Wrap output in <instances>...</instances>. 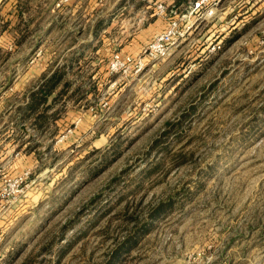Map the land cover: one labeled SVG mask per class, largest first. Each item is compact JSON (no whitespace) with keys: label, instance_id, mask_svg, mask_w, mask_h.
I'll list each match as a JSON object with an SVG mask.
<instances>
[{"label":"rangeland","instance_id":"374dc122","mask_svg":"<svg viewBox=\"0 0 264 264\" xmlns=\"http://www.w3.org/2000/svg\"><path fill=\"white\" fill-rule=\"evenodd\" d=\"M113 1L4 10L0 264H264V0H219L129 72L113 48L153 5ZM58 69L44 124L20 118Z\"/></svg>","mask_w":264,"mask_h":264},{"label":"built area","instance_id":"2783aa9c","mask_svg":"<svg viewBox=\"0 0 264 264\" xmlns=\"http://www.w3.org/2000/svg\"><path fill=\"white\" fill-rule=\"evenodd\" d=\"M67 1V0H62ZM219 0H195L192 2L191 8L183 13H179L176 9H167L163 2H159L155 6V13L168 15L165 27L154 37L148 41L140 50L139 55L134 57L130 54L115 52L109 60L110 71L129 72L139 70L143 66V60H158L166 57L177 39L183 36L189 29L190 25L184 28L180 27L181 20L189 21L190 18L195 20L210 17L213 9Z\"/></svg>","mask_w":264,"mask_h":264},{"label":"crops","instance_id":"0c3cea01","mask_svg":"<svg viewBox=\"0 0 264 264\" xmlns=\"http://www.w3.org/2000/svg\"><path fill=\"white\" fill-rule=\"evenodd\" d=\"M31 2V0H0V23H3L5 22L7 19L5 18V14H4V10H7V11H11V14L13 17H15L17 15V12H16V8L18 5H21L23 2ZM61 3L62 2H65V1H62V0H59ZM131 1L133 0H114L113 1V6L116 7V6H120V5H123L124 4H130ZM146 2V6H152L153 8V12H154V17L149 21L147 22L146 26L143 27V28H139L136 30V33L135 35L130 38V39H125L124 42H122L119 46V48L117 47H114L113 49H120L121 52L123 53H126V54H130L134 57H136L140 50H141V47L143 46V44H145L148 40H150L152 37H154V35L158 32H160L166 25L167 23V16L165 15H161V14H156L155 13V6L157 3L159 2H167L165 4H171L173 1L175 0H140L139 2ZM192 0H179L177 3H175L176 7L178 6L179 10L183 11L184 9H186L190 2ZM72 2V1H71ZM50 4V3H49ZM149 10V13H150V9ZM16 12V13H15ZM11 16V15H10ZM203 19H199L197 22H191L190 21H182L181 23L184 24L185 26L187 25H190L189 29H188V34L197 26V24H199ZM5 32H6V29H2L0 31V38H4L5 37ZM142 34H143V37H142ZM145 38V39H143ZM78 49V48H77ZM112 49V50H113ZM111 55V52L109 53Z\"/></svg>","mask_w":264,"mask_h":264},{"label":"trees","instance_id":"16d2710c","mask_svg":"<svg viewBox=\"0 0 264 264\" xmlns=\"http://www.w3.org/2000/svg\"><path fill=\"white\" fill-rule=\"evenodd\" d=\"M23 4H25V3H23ZM17 8H18V11H19V12H17L18 15L19 14L21 15L22 9H24V8L27 9V6L21 4V5H18ZM2 29H5V27L1 28L0 31ZM19 41L20 40L17 39V40H14L13 42H14V44H17V43H19ZM63 74H65L64 70H59V69L56 70L51 75V77H49V79H48L49 83L48 84H44L43 83L37 89H35V90H33V91H31L29 93V98H28L27 102L20 107V109L23 110V115H21L20 118L25 119V118L29 117V114H31V115L33 114V115H35L34 116L35 117L34 118V123L38 122L37 123L38 126H42L44 124L45 119L48 117V115H46V113L44 112V109H48L49 107H51L53 105L54 101L58 98L57 97L58 94L63 93L64 89H61V91H57L55 93V95L51 96V98H50L51 102L50 103H48L46 105H44V103H46L47 98L49 97V95L53 91L54 85L57 83V81L59 80V78ZM78 88H79L78 86L75 87L74 90L71 91V94H74L77 91ZM40 105H41V109H43V110L40 113H35L36 111H38V108H39ZM136 241H137V238L135 236L132 237V235H129L127 237V241H125L124 243H122V245L117 247L116 250L119 251V249H123V244L128 245V247L131 246V245H134L136 243ZM112 255H114L113 257L115 258V256H117V253L114 254V252H113ZM114 258L112 260H108L107 264H112ZM20 264H34V259L27 257V258L23 259L20 262Z\"/></svg>","mask_w":264,"mask_h":264}]
</instances>
